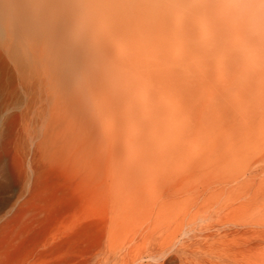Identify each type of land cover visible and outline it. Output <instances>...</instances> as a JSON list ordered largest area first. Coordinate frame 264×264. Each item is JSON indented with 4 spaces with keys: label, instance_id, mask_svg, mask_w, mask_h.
Listing matches in <instances>:
<instances>
[{
    "label": "bare ground",
    "instance_id": "obj_1",
    "mask_svg": "<svg viewBox=\"0 0 264 264\" xmlns=\"http://www.w3.org/2000/svg\"><path fill=\"white\" fill-rule=\"evenodd\" d=\"M0 264H264V0H0Z\"/></svg>",
    "mask_w": 264,
    "mask_h": 264
}]
</instances>
